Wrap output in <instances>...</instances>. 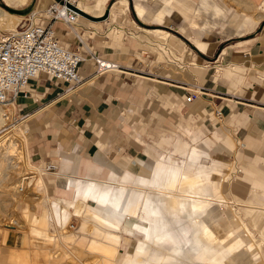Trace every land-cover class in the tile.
<instances>
[{"label": "crops", "instance_id": "obj_1", "mask_svg": "<svg viewBox=\"0 0 264 264\" xmlns=\"http://www.w3.org/2000/svg\"><path fill=\"white\" fill-rule=\"evenodd\" d=\"M109 1L85 0V7L93 10L91 16L101 19L79 17L81 22L73 26L78 34L56 24L60 40L82 50L79 74L83 83L68 91L67 82L41 72L18 92L14 103L18 115L26 116L25 149L43 172L44 182H38L46 184L48 194L55 197H45L55 227L65 230L74 208L80 206L91 223L119 233L127 229L123 240H130L132 247L133 230H143L136 218L146 193L176 192L184 173H192L201 163L220 167L227 174L228 164L222 160L229 159L234 147L243 146L246 139L264 149V138L254 137L264 135V9H258L264 0H239L251 8L247 12L222 0H152L160 6L147 11V0H132L133 15L140 24L170 29L171 19L181 20L195 30L190 32L194 37L174 29L182 42L162 29H142L150 40L131 34L122 43L112 36L122 30L115 31L110 24L118 27L113 19L126 11L114 10L117 6L126 10L128 1L127 5L117 1L106 9ZM257 9L263 13H254ZM103 12L108 13L107 18ZM217 12L221 13L218 17ZM206 19H213L215 28ZM221 22L245 30L260 24L245 35L228 36L225 31L223 36L217 32ZM207 26L209 31L204 29ZM133 31L141 33L134 27ZM155 40H172L185 48L177 60L168 55L159 60ZM141 45L149 49L143 51ZM86 47L117 61L120 70L95 74ZM185 87H199L198 98L186 102ZM216 108L221 110L220 119L212 115ZM195 119L203 126L198 133L188 127L194 126ZM182 120L185 126L180 135L159 143L160 136L169 134L170 125ZM158 127L167 129L157 133ZM185 135L188 140L182 137ZM253 160L254 164L240 167L239 180H249L248 195L252 191L264 195L262 170L256 167L264 158L256 155ZM49 163L55 168L44 171ZM240 186L229 184L231 192ZM218 231L224 232L220 227ZM78 235L74 240L88 239L87 248L89 235Z\"/></svg>", "mask_w": 264, "mask_h": 264}, {"label": "bare ground", "instance_id": "obj_2", "mask_svg": "<svg viewBox=\"0 0 264 264\" xmlns=\"http://www.w3.org/2000/svg\"><path fill=\"white\" fill-rule=\"evenodd\" d=\"M11 1L13 3L17 2L18 4L24 2V0ZM76 6L90 16L94 14L91 8L85 7V0H78ZM260 8L264 9V2L262 6L258 7V9ZM220 14L217 12L214 15L218 17ZM82 16L85 19H89L79 13V17ZM21 20L15 14L6 11L0 12V26L6 31H17L16 26ZM196 21L193 20V22ZM206 21L209 27H214L215 21L213 19H206ZM193 24L195 25V23ZM208 26L204 27V29H208ZM162 35H165V33L160 36ZM7 107L11 108V105L7 104L5 106L6 110L8 109ZM7 112L9 114V111ZM10 116L8 119L0 116V131L4 130L7 121L11 118ZM4 139L5 137L0 139V148H2L0 151V171L6 163L12 164L8 168L9 171L6 173L2 172L0 188L9 194L15 191V189L19 193L21 192L19 187L25 185L23 183L24 175L21 178L18 175L21 173V167L19 165L26 163V161L22 157L21 149L19 150L18 144L16 143L17 141L14 140L15 137L10 136L6 140ZM23 139L25 138L23 137ZM17 175L20 179L18 178V181H15ZM213 175H218L222 179L217 182V180L213 179ZM225 176L227 177L222 168L201 163L192 173H184L181 180L179 179L180 183L176 192L146 193L143 196L140 211L136 218L142 224L143 230H133L135 242L131 250L126 251L121 256H119V250L126 246L123 240V233L127 229L122 228V232L119 233L110 227L91 223L83 217L80 206L75 207V205L72 213L74 216L79 217L78 220L81 221H79V226L77 228L74 227L72 231H66L67 229L64 231L63 229L55 227L48 199L44 198L45 208L42 214H38L37 218L35 217L37 227L32 232L51 238L49 232L55 231L57 228V230H63L62 232L58 231L60 233L58 235H61L62 237H60L63 240L69 241H74L76 234L86 233L91 238L86 250L88 249L98 253L96 256L100 258V264H257L258 259L261 258V254L258 251L253 252V249L256 246L262 249V242L254 238V235L242 218L238 216L234 217L230 214L228 205L231 202V194L228 190L229 184L224 181ZM27 177L30 180H34L36 176L29 175ZM30 180L26 184V188L27 185H31ZM40 180L42 179L40 178ZM232 196H234L233 198L241 207L240 212L242 211L244 217L250 222L249 225L257 228L261 234L260 236L264 238V195L255 191L249 192L247 204L244 203L246 199L242 200L234 193ZM258 212L260 214L256 216L255 213ZM220 214L221 216L216 219ZM118 217L122 219L121 216ZM219 227L224 231L223 234L221 231H218ZM86 234L85 236L88 237ZM58 235L56 236L59 239ZM247 237L254 238L253 242L247 239ZM59 240L62 241L61 239ZM52 250L50 251L52 252ZM11 252L8 256V252L2 256L0 264L18 263L20 256L24 254H19L18 258L17 253L15 254L14 251ZM50 255H52L53 259L58 260L57 256L54 257L55 254ZM52 258L50 257V259Z\"/></svg>", "mask_w": 264, "mask_h": 264}, {"label": "rangeland", "instance_id": "obj_3", "mask_svg": "<svg viewBox=\"0 0 264 264\" xmlns=\"http://www.w3.org/2000/svg\"><path fill=\"white\" fill-rule=\"evenodd\" d=\"M50 1L51 0H24V2L22 4H20V3L18 4L17 2L16 3H13L12 1L10 2V0H0V12L6 11L8 13H12V14L17 15L21 19H24L28 16L29 12H31L33 10H36L38 12H41L42 10H44ZM91 1H93V0H88V2L92 3ZM117 1L120 2V5H122L123 2H125V5H127V2L125 0H110L109 3L107 4V7H105V8L110 9L114 5V3H116ZM127 1H128V7L126 8V10H125V8H122L119 6H117V8L114 10V13L126 11V15H123V14L119 15L117 13L115 16V19H113V22L118 24V27L114 23L110 24L111 28H113V26L116 27L115 31L117 29L122 30V34L115 35V37H114V32H113L112 36L116 41H118L120 43H122L123 40L127 41L131 34L145 35L144 37L141 36L140 39L150 40V36L147 35V32L143 31L142 29H148L151 31L154 29H162V30L167 31L168 33L174 35L178 39H180L178 36H176V33L173 32L175 29L178 32H180L181 34H183L184 36H186L187 38L188 37H194L193 35H191L190 32L195 31V30L190 29L189 26L186 25V23L182 22L181 20L178 21L176 19H171V24H170L171 28L170 29H167V28H164V27H161L158 25H155V28H153V27H148L144 24H140V22H138L134 17L135 13L133 10L132 0H127ZM222 1H224L225 4L227 3L229 6H235L237 8L236 9L237 11L247 12V11L251 10V8H249L248 5H246L244 2H240L239 0H222ZM89 5H92V4H89ZM146 6H147V11L150 10L151 8L157 10L158 7L160 6V4L158 2H155L152 0H147ZM133 13H134V15H133ZM254 13L260 14L263 12H260L258 10V12H254ZM200 19H202V18H200ZM139 21H141L142 23L147 22L146 20L142 21L140 19H139ZM262 21H263V19L260 21V23ZM79 22H81V21H79ZM200 22L201 21H199V23ZM57 23L59 24L60 22H56L54 24V26L56 28H57V26H56ZM153 23H155V22H153ZM260 23H257L251 30H245L244 28H238L236 26V24L228 26L227 22H221L220 25L217 26V32L223 36H225V33H224L225 31H227V33H229L228 36L245 35L248 32L254 30L255 27ZM120 24L122 26H120ZM155 24H158V23H155ZM179 24H180V29H179ZM119 26H120V28H119ZM130 27H132V29H130ZM133 27H134V29L139 30L141 33L139 34L138 32L133 31ZM0 30L3 32L6 31L1 26H0ZM171 32H173L174 34ZM127 36H129V37H127ZM150 44H151V42H150ZM155 44H156V42H155ZM162 44L168 46V51L164 50V52H163L162 50H160V48H162L161 47ZM155 46H158V49H159L158 51L156 50L159 60H164V59L168 58V56H170V59L177 60L178 53L183 51V49L185 48V47L181 48V47L175 46V44L173 43L172 40L167 41V42H162V41L158 40V44H156ZM141 47H142L143 51H146V49H147L146 46L141 45ZM148 49H149V47H148ZM105 58H107V57H105ZM108 59H110V58H108ZM111 60H113V59H111ZM186 88H191V87H185V89ZM12 108L13 107L7 109V111H9V116L11 115L10 116L11 118L9 119V121H7L6 126L4 127V130L0 131V139H3L5 137L4 140H6L10 136L15 137L14 140L17 141L16 143L18 144L19 150L21 149L22 157L26 161V163L19 165V167H21V173H20L21 175L18 174L19 177L21 178L26 173H28L29 175H35L36 177L34 180H30L31 185L30 186L27 185V188H28V189L26 188L27 190L25 189L19 193L16 192V189H15V191H13L9 194V193H6L4 190H2V188H0V235H2V236H0V259L2 258V256L5 255L6 252H8V254L6 253L8 256V255H10V253H12L11 251H14L15 254L17 253L16 255L18 256V258H19V254L21 255V253L22 254L24 253L21 256H22V259L25 261H23L21 259V256H20L19 262L18 263L16 262L17 264H21V263L22 264H93V262H94V264H100L101 260L98 256H96L98 253L92 252L88 249L86 250V248H85L86 243H88V239L83 240L81 242H79L77 240H74V241L63 240V238H61L62 236L58 235V233L62 232L63 230L62 231L57 230V228L55 230L57 232H55V231L49 232L51 238H47L43 235L36 234V233L32 232V230H34L37 227L36 223H35V221H36L35 219L38 217V214H42V212L45 208L43 199L45 197H49L52 200V199H55V197L48 194V192H49L48 186L45 183H44L45 184L44 185L45 187H44L43 185H41L38 182L40 180V178L44 182V180L42 178L41 171L37 169L38 166L35 165L34 163H32L30 161L28 155H27V152L25 149V139H23V137L25 135L23 132V128H22L23 126H22V124L15 125V122H13V119L18 114V111H17V109H15V108L12 109ZM12 116H13V118H12ZM15 126H18V127H15ZM184 126H185L184 120L180 121V123H178V124H171L170 127L168 128L169 134L160 136V142L159 143H161L162 139H168L169 137H170V139L171 138H177L180 135V133L182 132ZM188 127L190 129H192V131L194 133H198L199 130L201 128H203L202 124H200L197 120L194 123L193 127H191V126H188ZM165 129H167V128L158 127L157 133H163L166 131ZM22 132H23V134H22ZM182 137L184 139H187V140L189 139L188 135H185ZM254 137L257 140H260V139L264 138V135H263V133H259V134H255ZM242 144H243V146H236V148L234 147L233 152H232V156L229 159L222 160L226 164H228L227 171H225L227 173L226 175L228 177L225 176L224 181L227 182V184H230L231 187H234L236 185L241 184V186H240L241 189H239V190H234V188H232L234 190V192L233 191L231 192L230 187L228 188V190L230 191V194H231L230 195V201L231 202L228 205V210L230 211V214L232 216H234V217L238 216V217L242 218L243 221L248 226L249 230L254 235V238L256 240H258L259 242H262V246H261L262 249H260L258 246H256V247H254L253 252L258 251L261 254V258L258 259L257 264H264V259H263L264 258V255H263L264 254V238H262V236H260L261 234L257 230V228L253 227L252 225H249L250 222L247 220V218L244 217V213H242V211L240 212L241 207L233 198L234 196H232L234 193L238 197H240L242 200L246 199L244 203L247 204L249 180H242V181L239 180V177L242 174L240 172V167L243 165V163L254 164L253 159L256 155H259L260 157L264 158V149H262L259 146H254L253 143H250V142L248 144L247 139L245 141H242ZM1 149L2 148H0V151H1ZM11 164L6 163L4 166L5 169L4 168L1 169L0 180H1V176L3 174L2 172L6 173L7 171H9L8 168H10L9 166ZM256 167L258 169L262 170L260 177L264 179V161L260 160V162L258 164H256ZM18 175L16 176L15 181H18V178H19ZM213 179H215V180H217V182H219V180H221L222 177H220L218 175H213ZM259 214H260V212L255 213L256 216H259ZM242 215H243V217H242ZM78 218L79 217H77V216H71V218L69 220L70 224L68 223L65 230L67 229L66 231H72L73 227H70V226L73 225L74 227H76L78 222H79ZM51 232H52V234H51ZM55 234L58 235L59 239H61L62 241H60ZM85 234L80 233L79 237H82ZM56 238L58 241L55 240ZM254 238L252 239V237H247V239H249L251 242H253ZM52 243H54V244L52 245ZM55 244H56V246H55ZM49 248H50V250L53 249L52 250L53 253L50 250H48ZM7 249H9V250L7 251ZM130 250H131V243L129 240L126 243V246L122 247V249L119 250V252H120L119 256L124 254L126 251H130ZM3 251H5V252L3 253ZM27 253H28V257H27ZM49 253L55 254L54 257L57 256L58 260L57 259L55 260V258L53 259L52 255H50ZM87 253H89V254H87ZM25 257H26V259H25ZM50 257L52 259H50ZM27 258H28V260H27ZM20 260H21V262H20ZM253 261H254V259H253Z\"/></svg>", "mask_w": 264, "mask_h": 264}, {"label": "built area", "instance_id": "obj_4", "mask_svg": "<svg viewBox=\"0 0 264 264\" xmlns=\"http://www.w3.org/2000/svg\"><path fill=\"white\" fill-rule=\"evenodd\" d=\"M77 1L51 0L41 12L36 10L29 12L28 16L17 24V31L0 30V116L9 118L5 106L9 104L14 109L18 92L41 72L67 82L68 91L75 90L83 83V77L79 74V65L84 59L82 50L71 48L69 44L61 41L54 26L56 22H60L77 34L73 26L79 23V13L71 7L78 8ZM155 42L157 44L158 40ZM161 47L160 50L163 52L168 51V46L162 44ZM85 49L95 64V74L120 70L118 62L93 52L89 47ZM186 90V102H193L201 92L199 87ZM212 115L220 119L222 117L220 108L214 109ZM25 120L26 116L17 114L13 122L15 125L22 124L24 132ZM54 168L55 166L49 163L42 169L49 171ZM37 169L40 170L39 167ZM27 176L29 174H25L23 178L25 185L19 187L21 192L26 189V184L30 180Z\"/></svg>", "mask_w": 264, "mask_h": 264}, {"label": "water", "instance_id": "obj_5", "mask_svg": "<svg viewBox=\"0 0 264 264\" xmlns=\"http://www.w3.org/2000/svg\"><path fill=\"white\" fill-rule=\"evenodd\" d=\"M71 7H72L73 9H75L78 13H80V14H82V15L88 17V18L96 19V20H97V19H101V18H97V17L90 16V15H88V14L82 12L79 8H75V7H73V6H71ZM103 15H104L103 17L106 18V17L108 16V13H107V12H104Z\"/></svg>", "mask_w": 264, "mask_h": 264}]
</instances>
